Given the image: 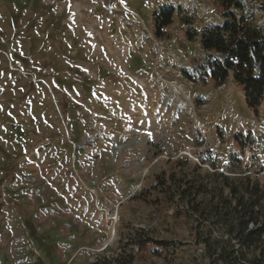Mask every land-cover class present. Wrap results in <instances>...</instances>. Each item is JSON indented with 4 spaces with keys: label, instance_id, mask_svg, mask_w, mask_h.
Listing matches in <instances>:
<instances>
[{
    "label": "rangeland",
    "instance_id": "rangeland-1",
    "mask_svg": "<svg viewBox=\"0 0 264 264\" xmlns=\"http://www.w3.org/2000/svg\"><path fill=\"white\" fill-rule=\"evenodd\" d=\"M247 4L264 30V0ZM167 7L156 38L152 13ZM228 12L240 14L217 0H0V264H210L202 240L223 225L196 228L188 198L154 186L185 176L206 204L218 174L264 183V97L254 113L240 85L199 70V33ZM138 230L170 246L137 249Z\"/></svg>",
    "mask_w": 264,
    "mask_h": 264
},
{
    "label": "trees",
    "instance_id": "trees-1",
    "mask_svg": "<svg viewBox=\"0 0 264 264\" xmlns=\"http://www.w3.org/2000/svg\"><path fill=\"white\" fill-rule=\"evenodd\" d=\"M229 10L236 7L240 14L228 12L219 23L199 33V43L205 51L200 67L206 69V76L218 87L228 80L240 85L244 91L247 106L257 113L264 97V30L252 23L245 15L247 0H217ZM173 7L161 8L152 13L153 34L161 38L165 28L172 23ZM188 39L193 34L186 30ZM218 188L212 193V200L202 204L193 196L203 193L201 183L193 186L184 177L177 178L172 172L155 175V188L165 193L169 201L176 195L188 198L191 213L197 216L196 228L203 223L222 224L226 237L203 238L210 264H264V183L251 174L230 177L218 174ZM196 188V190H193ZM210 227L209 224L205 225ZM211 232V228H209ZM131 245L146 249L149 244L168 248L167 240H152L138 230ZM200 235H204L199 231ZM211 235V234H210ZM132 254L120 253L116 256H103L94 264H131Z\"/></svg>",
    "mask_w": 264,
    "mask_h": 264
},
{
    "label": "built area",
    "instance_id": "built-area-1",
    "mask_svg": "<svg viewBox=\"0 0 264 264\" xmlns=\"http://www.w3.org/2000/svg\"><path fill=\"white\" fill-rule=\"evenodd\" d=\"M203 53H205V51H204V50H203ZM199 70H200L201 72H203V73L206 71V69H204V68H200ZM114 219L116 220V216H115V218H114Z\"/></svg>",
    "mask_w": 264,
    "mask_h": 264
},
{
    "label": "bare ground",
    "instance_id": "bare-ground-1",
    "mask_svg": "<svg viewBox=\"0 0 264 264\" xmlns=\"http://www.w3.org/2000/svg\"><path fill=\"white\" fill-rule=\"evenodd\" d=\"M112 226H114V225H112ZM114 232H115V229H114ZM112 239H113V236L109 239V241H107L106 244H108Z\"/></svg>",
    "mask_w": 264,
    "mask_h": 264
}]
</instances>
